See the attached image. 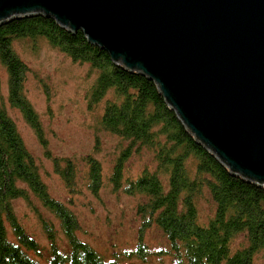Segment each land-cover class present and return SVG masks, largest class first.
<instances>
[{"label":"trees","instance_id":"1","mask_svg":"<svg viewBox=\"0 0 264 264\" xmlns=\"http://www.w3.org/2000/svg\"><path fill=\"white\" fill-rule=\"evenodd\" d=\"M39 37L97 74L89 104L106 99L101 125L122 141L108 183L113 192L137 197L143 229L156 227L165 237L160 253L173 264H264V182L234 173L198 141L153 79L114 62L82 29L35 14L0 23V61L9 74L11 106L41 142L46 144L42 123L25 94L28 68L14 48L15 39ZM142 149L152 153L156 166L136 178L126 176L128 159ZM86 165V186L98 195L105 178L101 162L89 157ZM55 167L72 191L78 166L55 159ZM20 199L37 216L46 244L26 230L14 204ZM80 230L78 216L52 195L15 121L0 105V264H124L119 255L106 259L81 240ZM142 238L121 255L144 261L148 249Z\"/></svg>","mask_w":264,"mask_h":264},{"label":"water","instance_id":"2","mask_svg":"<svg viewBox=\"0 0 264 264\" xmlns=\"http://www.w3.org/2000/svg\"><path fill=\"white\" fill-rule=\"evenodd\" d=\"M45 14L155 81L198 141L264 182V0H0Z\"/></svg>","mask_w":264,"mask_h":264},{"label":"rangeland","instance_id":"3","mask_svg":"<svg viewBox=\"0 0 264 264\" xmlns=\"http://www.w3.org/2000/svg\"><path fill=\"white\" fill-rule=\"evenodd\" d=\"M14 48L27 65L25 94L40 118L46 144L41 142L21 111L11 106L9 74L1 61L0 105L15 121L52 195L69 205L78 216L79 238L106 259L119 255L124 264H173L168 255L160 253L167 247L163 233L156 227L143 229L136 213L137 197L113 192L108 183L107 175L113 170L122 141L101 125L106 99L97 105L89 104L88 96L97 74L90 70L89 64L73 61L42 37L15 39ZM108 97H112V93ZM124 143L126 146V141ZM89 157L101 162L105 176L98 195L86 186V158ZM55 159H61V165L70 159L78 166V180L72 191L56 172ZM155 166L152 153L146 149L136 150L128 159L125 175L136 178L146 167ZM14 204L26 230L46 244L38 218L27 202L20 199ZM141 235L148 249L144 261L137 257L125 259L121 253L135 250Z\"/></svg>","mask_w":264,"mask_h":264}]
</instances>
